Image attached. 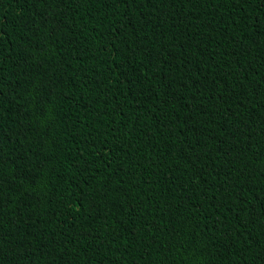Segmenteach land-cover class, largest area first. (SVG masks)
I'll use <instances>...</instances> for the list:
<instances>
[{"label":"trees","instance_id":"1","mask_svg":"<svg viewBox=\"0 0 264 264\" xmlns=\"http://www.w3.org/2000/svg\"><path fill=\"white\" fill-rule=\"evenodd\" d=\"M0 264H264V0H0Z\"/></svg>","mask_w":264,"mask_h":264}]
</instances>
